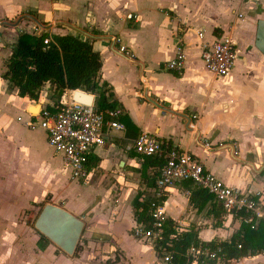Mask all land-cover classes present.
<instances>
[{"label":"crops","instance_id":"0c3cea01","mask_svg":"<svg viewBox=\"0 0 264 264\" xmlns=\"http://www.w3.org/2000/svg\"><path fill=\"white\" fill-rule=\"evenodd\" d=\"M260 20L264 0H0V264H159L153 244L134 234V201L141 192L153 199L161 168L136 151L142 132L189 151L227 185L264 202ZM43 31L92 41L102 57L103 80L130 123L122 121L125 130L107 129L105 144L90 154L85 180L71 177L44 129L27 126L43 110L55 109L51 85L32 100L4 77L19 37ZM178 34L185 52L182 75L165 67L176 56ZM224 34L235 40L237 60L229 76L216 77L201 58L202 46ZM70 97L67 90L62 99ZM193 190L182 182L164 197L179 231L194 227L204 241L230 240L243 224L251 225L241 220L244 212L225 211L217 224L211 214L216 198L199 210L190 200ZM43 202L85 221L80 251L67 254L28 223L33 218L35 224L41 209L36 217L32 213ZM254 225L264 241V222ZM216 263L264 264V251Z\"/></svg>","mask_w":264,"mask_h":264},{"label":"built area","instance_id":"2783aa9c","mask_svg":"<svg viewBox=\"0 0 264 264\" xmlns=\"http://www.w3.org/2000/svg\"><path fill=\"white\" fill-rule=\"evenodd\" d=\"M129 17L133 18L132 15ZM203 35L204 31H201L199 36L203 37ZM114 41L121 43L118 38ZM45 42L48 43L49 40ZM121 51L128 53L127 47L123 44ZM201 58L206 68L216 77L229 76L237 60V44L231 35L224 34L213 43L203 44ZM165 67L178 75H182L185 70V52L180 34H178L176 56L168 61ZM74 91L71 90L70 101L61 99L57 111L51 112L45 109L40 119L28 121L27 126L32 129H44L48 134L50 146L63 155L66 167L71 170V177L85 180L89 176L90 154L95 147L105 144L107 129L125 130L126 126L119 120L124 114L121 107L106 112L99 111L95 102L89 105L74 101ZM194 117L197 118V115ZM205 146L210 149V144L205 143ZM135 149L142 156H154L163 161L152 195L151 213L154 223L152 226H147L144 222H137L134 227L135 236L152 243L159 251L158 255L163 262L169 263L171 260L169 251L161 244L163 226L168 219L164 197L169 188L175 184L193 182L212 194L222 204L226 215H239L244 212L245 215L241 220L245 223L254 225L258 221L264 222L263 201L247 191L227 185L207 170L189 151L177 148L168 140H162L147 132H142L136 137ZM188 254L197 260L205 255L219 263L225 261L202 246L191 247Z\"/></svg>","mask_w":264,"mask_h":264},{"label":"trees","instance_id":"16d2710c","mask_svg":"<svg viewBox=\"0 0 264 264\" xmlns=\"http://www.w3.org/2000/svg\"><path fill=\"white\" fill-rule=\"evenodd\" d=\"M47 39L48 43L45 42ZM12 51L4 77L18 89L20 96L39 100L42 88L49 83L52 96L57 100L55 109L51 112L57 111L60 107V101L67 90L77 89L94 94L99 111L106 112L118 107L112 87L103 80L101 54L94 50L91 40L48 31L34 35L24 33L19 37ZM125 116V114L121 115L119 120L130 127ZM146 157L154 166L160 167L163 164L159 158ZM189 183L194 188L190 200L195 207L202 210L214 197L193 182ZM144 193H139L134 201L135 216L138 222L152 226L154 223L151 213L153 199L144 197ZM211 214L217 224L220 223L224 214L222 204L215 203ZM28 223L32 224L33 219L30 218ZM254 226L243 224L241 230L230 240L204 241L194 227L179 231L174 220L168 218L163 226L161 244L171 255L169 264H192L195 259L188 252L193 246L208 248L216 257H222L226 262L239 260L264 251V241L257 239L258 231L254 230L256 228ZM79 249L78 246L77 251ZM155 250L158 255L159 251ZM216 262L205 255L198 259V264H217Z\"/></svg>","mask_w":264,"mask_h":264},{"label":"water","instance_id":"95a60500","mask_svg":"<svg viewBox=\"0 0 264 264\" xmlns=\"http://www.w3.org/2000/svg\"><path fill=\"white\" fill-rule=\"evenodd\" d=\"M257 48L264 53V20L258 25ZM73 100L91 105L95 97L84 90L74 91ZM85 221L54 203H46L35 220V228L67 254L74 255L85 229Z\"/></svg>","mask_w":264,"mask_h":264},{"label":"rangeland","instance_id":"374dc122","mask_svg":"<svg viewBox=\"0 0 264 264\" xmlns=\"http://www.w3.org/2000/svg\"><path fill=\"white\" fill-rule=\"evenodd\" d=\"M92 94V93H91ZM94 95V94H93ZM38 113V112H37ZM46 203L45 202H43V204H39L35 209H34V213H32V215H34V217H36V215H37V213L39 212V210L40 209H42V207L45 205ZM31 217H33V216H31ZM33 219V218H32ZM35 219V218H34ZM32 227H33V229L35 230V228H34V223H32ZM36 231V230H35ZM80 251V250H79ZM152 252L150 251V254H151ZM156 262H158L159 264H164V262H163V260L161 259V258H159V259H157V261Z\"/></svg>","mask_w":264,"mask_h":264}]
</instances>
